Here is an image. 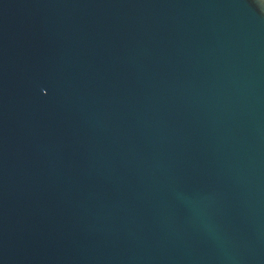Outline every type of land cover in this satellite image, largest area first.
I'll use <instances>...</instances> for the list:
<instances>
[{"label":"water","instance_id":"95a60500","mask_svg":"<svg viewBox=\"0 0 264 264\" xmlns=\"http://www.w3.org/2000/svg\"><path fill=\"white\" fill-rule=\"evenodd\" d=\"M0 264H264V0H0Z\"/></svg>","mask_w":264,"mask_h":264}]
</instances>
